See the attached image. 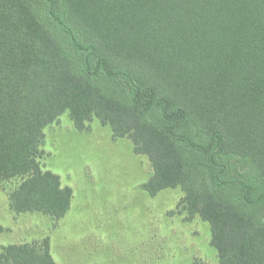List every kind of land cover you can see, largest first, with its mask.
<instances>
[{"label": "trees", "instance_id": "trees-1", "mask_svg": "<svg viewBox=\"0 0 264 264\" xmlns=\"http://www.w3.org/2000/svg\"><path fill=\"white\" fill-rule=\"evenodd\" d=\"M64 112L145 156L150 197L180 189L216 264H264V0H0V184L15 214L70 209L40 164ZM0 264H56L50 237L4 245Z\"/></svg>", "mask_w": 264, "mask_h": 264}, {"label": "rangeland", "instance_id": "rangeland-1", "mask_svg": "<svg viewBox=\"0 0 264 264\" xmlns=\"http://www.w3.org/2000/svg\"><path fill=\"white\" fill-rule=\"evenodd\" d=\"M44 134L40 164L72 189L70 209L59 220L15 214L8 204L13 183L0 184V250L49 236L56 264L217 263L209 224L178 211L180 189L150 197L141 188L150 163L129 141L112 139L110 128L97 120L78 130L67 112Z\"/></svg>", "mask_w": 264, "mask_h": 264}]
</instances>
